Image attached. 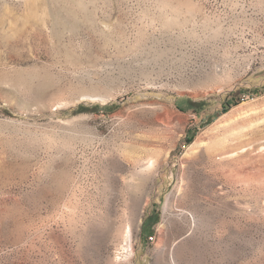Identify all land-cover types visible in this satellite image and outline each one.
<instances>
[{
	"label": "rangeland",
	"instance_id": "obj_1",
	"mask_svg": "<svg viewBox=\"0 0 264 264\" xmlns=\"http://www.w3.org/2000/svg\"><path fill=\"white\" fill-rule=\"evenodd\" d=\"M0 264H264V0H0Z\"/></svg>",
	"mask_w": 264,
	"mask_h": 264
},
{
	"label": "bare ground",
	"instance_id": "obj_2",
	"mask_svg": "<svg viewBox=\"0 0 264 264\" xmlns=\"http://www.w3.org/2000/svg\"><path fill=\"white\" fill-rule=\"evenodd\" d=\"M152 168V164L147 166V169ZM132 228L127 224L122 234V241L119 243L117 248V255L119 257H124L125 261L130 262L131 257L133 256L132 251ZM120 259V258H119Z\"/></svg>",
	"mask_w": 264,
	"mask_h": 264
}]
</instances>
